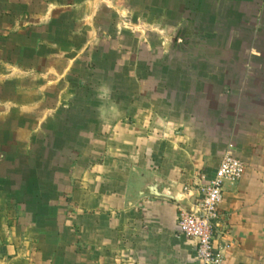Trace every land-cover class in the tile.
Listing matches in <instances>:
<instances>
[{
    "label": "rangeland",
    "instance_id": "374dc122",
    "mask_svg": "<svg viewBox=\"0 0 264 264\" xmlns=\"http://www.w3.org/2000/svg\"><path fill=\"white\" fill-rule=\"evenodd\" d=\"M8 7L0 264H100L102 208L130 207L149 176L147 147L173 140L192 157L230 152L244 165L246 154L264 176V0Z\"/></svg>",
    "mask_w": 264,
    "mask_h": 264
},
{
    "label": "crops",
    "instance_id": "0c3cea01",
    "mask_svg": "<svg viewBox=\"0 0 264 264\" xmlns=\"http://www.w3.org/2000/svg\"><path fill=\"white\" fill-rule=\"evenodd\" d=\"M8 3L22 7L27 0L18 3L0 0V23L3 26L11 22L9 17L13 16L6 9ZM40 14L35 11L30 14L26 10L25 20L39 19ZM9 46L12 47L0 43V52L4 50L6 54ZM246 142L247 147L251 146L250 139ZM174 144L173 140H168L161 150L153 146L145 149L149 176L145 186L131 194V209L116 204L102 208L106 224L103 222L100 226V264H109V251L115 253L112 259L118 264H196V241L178 232L179 209L182 205L191 207L200 198L201 186L214 176L221 159L210 161L208 154H204L207 159L203 155L192 157L188 154V144L177 147ZM192 154L196 155L195 152ZM245 156L247 165L243 176L236 182L225 184L219 218L213 227L214 245L225 247L223 264H264V176L256 173L255 164ZM202 166L203 172L198 175L196 170ZM183 178H190L192 182V186H184L185 191L179 184ZM167 184L173 185V190L164 188ZM153 186L160 193H176L183 203L154 194L151 191ZM108 192L113 198L124 197L118 191L114 193L109 189ZM111 246L114 249H110Z\"/></svg>",
    "mask_w": 264,
    "mask_h": 264
},
{
    "label": "built area",
    "instance_id": "2783aa9c",
    "mask_svg": "<svg viewBox=\"0 0 264 264\" xmlns=\"http://www.w3.org/2000/svg\"><path fill=\"white\" fill-rule=\"evenodd\" d=\"M244 172V163L232 153H226L214 176L201 186L200 198L191 209L180 207L178 232L196 241V264H223L225 247L214 245L213 227L219 218V205L224 197L225 184L238 181Z\"/></svg>",
    "mask_w": 264,
    "mask_h": 264
},
{
    "label": "water",
    "instance_id": "95a60500",
    "mask_svg": "<svg viewBox=\"0 0 264 264\" xmlns=\"http://www.w3.org/2000/svg\"><path fill=\"white\" fill-rule=\"evenodd\" d=\"M151 191L154 194H156V195H164V196L173 198V199L177 200V202H179V197H178V195L176 193H172V192L160 193V192L157 191V189L154 186L151 187ZM182 207L186 208L187 210H190L191 209V207L189 205L188 206L187 205H182ZM199 214L202 216L201 213H199Z\"/></svg>",
    "mask_w": 264,
    "mask_h": 264
}]
</instances>
